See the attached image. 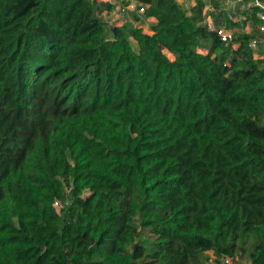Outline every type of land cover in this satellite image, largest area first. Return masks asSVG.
<instances>
[{"label": "trees", "instance_id": "16d2710c", "mask_svg": "<svg viewBox=\"0 0 264 264\" xmlns=\"http://www.w3.org/2000/svg\"><path fill=\"white\" fill-rule=\"evenodd\" d=\"M134 1L0 0V264H264V44Z\"/></svg>", "mask_w": 264, "mask_h": 264}, {"label": "built area", "instance_id": "2783aa9c", "mask_svg": "<svg viewBox=\"0 0 264 264\" xmlns=\"http://www.w3.org/2000/svg\"><path fill=\"white\" fill-rule=\"evenodd\" d=\"M89 2H96V3H103L105 0H88ZM226 3L232 6H237L240 5L242 9L245 11V16L244 17H238L234 22H246L252 23L251 19L252 17H255V19L258 21V24L256 26L257 30V37L254 36L250 39L249 41V46L253 49H255L258 44H264V0H226ZM130 11L132 13H136V15H142L144 12V6H138L135 3H129L128 6L124 8V11ZM108 26L109 27H114V26H120L124 24L123 22L119 21H112L108 20ZM138 23V22H136ZM205 23L207 25V28L217 35V37L221 40V42L224 43H231L237 38V33L234 29L228 30L225 29L224 27L221 26H215L213 23L212 18L210 15H207L205 19ZM135 24L134 26L137 28H142L141 25ZM53 207L57 213H59L61 209V206L58 201L53 203ZM222 264H234V260L232 258H222L220 260Z\"/></svg>", "mask_w": 264, "mask_h": 264}, {"label": "rangeland", "instance_id": "374dc122", "mask_svg": "<svg viewBox=\"0 0 264 264\" xmlns=\"http://www.w3.org/2000/svg\"><path fill=\"white\" fill-rule=\"evenodd\" d=\"M115 1V5H119L120 3H124L125 0H113ZM207 2H210L209 0L206 1V4ZM223 6L226 8L227 12L229 14H231V18L235 21L238 17H244L245 16V11L242 9L236 11L237 8H240V7H237V6H232V5H228L227 3L225 4V0H223ZM111 3H113L111 1ZM114 6V5H113ZM206 13H208V10L206 9L205 11ZM106 20V19H105ZM136 23V22H135ZM244 23V22H243ZM246 23V22H245ZM139 25H141L142 29H149L150 27V24H146L145 23H140ZM138 25V26H139ZM243 25V24H242ZM256 26L257 25H254L253 23H246L245 25H243V27H236L234 28V30L236 31L237 35L240 34V33H244V34H247V35H251L252 37L254 36H258L257 34V30H256ZM133 45V48L136 50V44L135 43H132ZM262 45V44H261ZM164 53L170 58L172 59L171 55H169L166 51H164ZM264 53V45H262L260 48H257V50L255 51V56L256 57H262ZM60 210V209H58ZM149 239L148 238V234L147 233H140L139 237L137 238V241H143V240H147ZM200 264H222V262L219 260H216L214 255L212 253H206L204 255H201L200 256ZM234 264H248L247 261L245 260V258H237L235 259L234 261Z\"/></svg>", "mask_w": 264, "mask_h": 264}, {"label": "crops", "instance_id": "0c3cea01", "mask_svg": "<svg viewBox=\"0 0 264 264\" xmlns=\"http://www.w3.org/2000/svg\"><path fill=\"white\" fill-rule=\"evenodd\" d=\"M111 1L113 3H111ZM198 1H201L202 3H204V5H205L204 13H206L205 12L206 9L208 11H211L210 3L207 2V4H206L207 0H177V3L179 5V7H180V10L186 12V11H188L189 8L195 6ZM103 3H108V4L112 5L111 11H105V12H103L101 14L103 16V19H108V20L112 19V21L116 20V21H119V22L129 23V24H133V25L140 24V23H135V21L132 18L133 15L136 14V13H132V12L127 11V10L124 11V8L126 6H128L129 3H135L136 5H138V3L135 2L134 0H125L124 1L125 4H123V2H122L119 5H115V1H113V0H105ZM143 23H145V25L147 23L151 25L152 23H155V20L152 19V18H149V19L145 20ZM143 33L151 34L149 29H144V28H143Z\"/></svg>", "mask_w": 264, "mask_h": 264}]
</instances>
